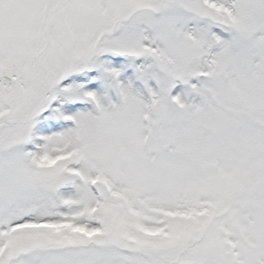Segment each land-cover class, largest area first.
I'll list each match as a JSON object with an SVG mask.
<instances>
[{"label":"snow or ice","instance_id":"snow-or-ice-1","mask_svg":"<svg viewBox=\"0 0 264 264\" xmlns=\"http://www.w3.org/2000/svg\"><path fill=\"white\" fill-rule=\"evenodd\" d=\"M0 264H264V0H0Z\"/></svg>","mask_w":264,"mask_h":264}]
</instances>
